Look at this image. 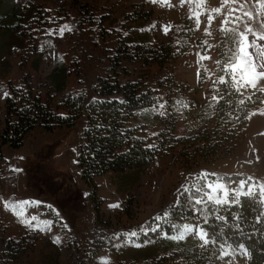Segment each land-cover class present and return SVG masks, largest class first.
Masks as SVG:
<instances>
[{
	"label": "rangeland",
	"instance_id": "rangeland-1",
	"mask_svg": "<svg viewBox=\"0 0 264 264\" xmlns=\"http://www.w3.org/2000/svg\"><path fill=\"white\" fill-rule=\"evenodd\" d=\"M2 1H13L24 17L17 40L0 27V137L5 118L4 93L10 95L9 84L22 92L27 86L33 98L39 97L55 113L64 115L65 111L59 109L64 93L81 92L90 97L97 78L106 75L107 56L119 44H135L132 32L152 27V45L166 38L183 14L191 15L189 6H180L179 0H169L171 6L159 0ZM220 2L206 0L207 11L219 7ZM92 4L98 8L96 15L106 16L98 26L81 13ZM133 8L151 10V23L143 27L132 22L123 25L125 14ZM245 8L255 11L247 3ZM191 9L196 11L195 5ZM213 15L208 25L211 35L204 33V15L202 26L195 25L188 48L162 69L155 63L120 60L126 70V74L120 73V81L138 80L147 85L158 76L164 78L161 86L151 85L154 104L136 111L128 122L134 136L146 144L160 140L161 134L174 138L193 136L211 124L215 105L211 97L217 95L210 85L216 67V31L223 19L222 14ZM251 23L258 27L255 20ZM197 43L207 48L202 55L211 56V60L197 55ZM249 51L255 56L254 49ZM56 61L66 70L67 81L60 92L54 91L47 80ZM256 92L259 91L252 88L240 89L242 97ZM261 94L260 104L247 111L244 126L228 141L230 152H218V158L210 163H186L178 153V145L166 143L152 163L141 169L137 180L133 170L109 171L95 177L96 202L76 164L85 124L79 119L72 127H54L47 132L36 121L18 148L8 142L0 145V264H188L180 250L164 251L157 244L165 237L163 226L170 225L174 236L188 226L193 231L185 232L184 237H197L194 221L183 220L178 225L171 213L182 190L194 187L202 171L200 179L205 183L222 180L229 188H235L241 179L264 183V128L249 126L252 115L264 105V93ZM185 104L187 107L182 106ZM223 176L231 178L224 180ZM244 253L235 264H246Z\"/></svg>",
	"mask_w": 264,
	"mask_h": 264
},
{
	"label": "trees",
	"instance_id": "trees-1",
	"mask_svg": "<svg viewBox=\"0 0 264 264\" xmlns=\"http://www.w3.org/2000/svg\"><path fill=\"white\" fill-rule=\"evenodd\" d=\"M2 3L7 4V10L0 14V27L17 40L24 14L14 4L12 6V1L0 2ZM96 12L98 8L94 4L90 5L88 10L81 11L89 23L98 26L106 16L96 15ZM125 16L127 20L122 22L123 25L132 22L136 26L143 27L153 20L152 11H144L143 8L139 10L133 8ZM189 16L190 14H183L171 28L170 34L152 45L149 43L152 27L132 32V38L136 40L135 44L132 47L127 46L126 43L119 44L114 48L115 51L107 56L106 75L97 78L91 88L90 97L81 92L64 93L59 108L65 111L64 115L55 113L47 103H42L39 97L33 98L27 86L26 91L22 92V89L9 84L10 95H6L4 99L5 118L0 145L8 142L13 148H18L21 138L33 129L36 121L44 130L50 132L54 127H72L81 119V123L85 126L81 129L82 138L76 164L80 169V177L89 187L94 202L97 200L95 177L109 171L122 173L124 170H133V178L137 180L141 169L152 163L159 148L166 143L172 142L178 145L180 149L178 153L186 163L189 161L210 163L218 158V152L223 151L224 154L230 152L228 141L237 136L238 129L246 122L247 111L253 105L260 104L262 94L256 92L242 97L240 91L237 92L231 87L230 74L222 71L223 64L230 55L229 41L219 31V27L216 31L215 51L216 60H220L221 64L219 66L216 64L210 85H213V81L219 75L225 76L226 83L215 85L214 90L222 99L214 102L212 122L209 127L201 128L193 136L184 135L174 138L170 134H161L162 138L156 139L152 144H146L142 139L136 138L133 129L128 127V122L136 111L154 104L155 92L151 85L161 86L164 78L158 76L147 85H143L138 80L120 81V73L126 74L120 60L122 58L137 60L147 65L155 63L160 69L164 68L165 64L178 58L188 48L195 34V21L189 19ZM99 31L105 36L103 30L99 29ZM197 44L200 53L204 54L205 46ZM54 66L47 80L54 91L60 92L67 81L66 70L59 61H56ZM172 82L177 85L173 79ZM2 90L0 84V93ZM18 103H21L20 107ZM222 178L230 179L231 176ZM204 184L205 180L200 179L194 187L182 190L171 217L174 221H178V225L183 220L194 221L208 234L209 243L203 244L198 236L174 239L173 237L176 236L173 235V229L170 225H164L165 237L157 244L164 251L180 250L188 264H235V260L242 252L247 253L246 264H264V207L258 202V196L241 197L235 204L217 205L204 196L207 192ZM196 188L201 190L196 191ZM194 197L202 199L203 203L195 204ZM94 209L99 216L100 210L97 205ZM218 216L224 219L219 220ZM240 245H243V250ZM224 248H227L231 254L217 259Z\"/></svg>",
	"mask_w": 264,
	"mask_h": 264
},
{
	"label": "snow or ice",
	"instance_id": "snow-or-ice-1",
	"mask_svg": "<svg viewBox=\"0 0 264 264\" xmlns=\"http://www.w3.org/2000/svg\"><path fill=\"white\" fill-rule=\"evenodd\" d=\"M156 3L157 0H152ZM163 4H168L169 0H159ZM249 4L255 8V11L246 10L245 4ZM187 4L191 15L189 19H194L196 28H200L201 17L206 15V23L203 25L205 35H211L208 25L214 20V15H223V19L219 22V31L223 33L226 39L229 41V53L226 61L223 64L222 71L228 72L230 74V79L232 81L231 87L237 92L240 89L252 88L264 93V0H221L219 7H213L210 11L206 9V0H179V5L183 6ZM195 5L196 11H192L191 6ZM237 5H239L237 7ZM256 21L258 27H255L251 22ZM66 27V26H65ZM70 30V29H68ZM167 33L168 28L164 27L162 29ZM251 36V39L249 38ZM208 47H212L209 45ZM249 49L255 50V56ZM207 51V48L205 49ZM202 60H211V56L202 55L197 53ZM218 66L221 64L220 60L214 61ZM208 73H206L207 75ZM197 75L199 76V70H197ZM226 83V78L224 75H219L216 80L213 81V87L215 85ZM6 96L7 93H4ZM251 97H249L250 99ZM212 100L216 101L222 99L217 95L211 97ZM264 103V101H261ZM187 107V105H182ZM164 105L161 104L160 108ZM163 114V113H161ZM264 115V113H261ZM204 173L201 172L200 176L196 179L199 180L203 177ZM215 175V174H213ZM249 181L252 180L251 177L248 178ZM204 188L208 189L204 193L206 199L217 205L222 204H235L241 197L251 198L258 195V202L264 204V183H249L244 179L239 181V184L235 188L227 187L222 180H217L213 182H206ZM201 189L196 188V191ZM217 193H219L217 195ZM229 193L232 194V199H229ZM194 203L199 205L203 203L200 198H193ZM203 211V209H201ZM217 219L223 220L224 217L218 216ZM235 219V217L233 218ZM188 231H193L191 227L185 226V228L180 232V234L174 239H183L184 233ZM195 235L199 237L203 244H208V234L203 228L198 225L194 229ZM135 235V233H133ZM223 247V246H222ZM241 250H243V245H240ZM227 248H224L220 252V259L226 255H230ZM247 255V253H244Z\"/></svg>",
	"mask_w": 264,
	"mask_h": 264
},
{
	"label": "crops",
	"instance_id": "crops-1",
	"mask_svg": "<svg viewBox=\"0 0 264 264\" xmlns=\"http://www.w3.org/2000/svg\"><path fill=\"white\" fill-rule=\"evenodd\" d=\"M12 6H13V1H12ZM4 6V3L0 4V7L1 6ZM15 5V4H14ZM6 6L7 4L5 5L4 7V10L3 11H0V14H3L7 9H6ZM16 48L15 50H18V45H15ZM54 67V66H53ZM2 86V85H1ZM65 87V86H64ZM63 87V88H64ZM63 90V89H62ZM3 91V90H2ZM70 92V91H68ZM264 105H262V110H257L253 115V119L251 118V120H249V126H254V128L258 129V128H264V115H262L261 113H264V108H263Z\"/></svg>",
	"mask_w": 264,
	"mask_h": 264
}]
</instances>
